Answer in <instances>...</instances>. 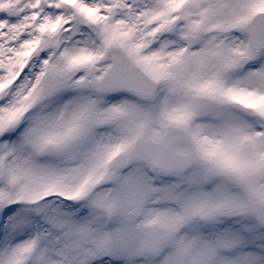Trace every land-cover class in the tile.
Segmentation results:
<instances>
[{
	"label": "snow or ice",
	"instance_id": "snow-or-ice-1",
	"mask_svg": "<svg viewBox=\"0 0 264 264\" xmlns=\"http://www.w3.org/2000/svg\"><path fill=\"white\" fill-rule=\"evenodd\" d=\"M0 264H264V0H0Z\"/></svg>",
	"mask_w": 264,
	"mask_h": 264
}]
</instances>
